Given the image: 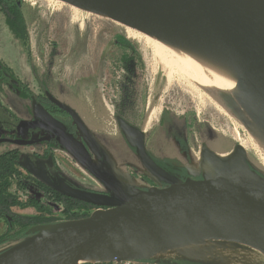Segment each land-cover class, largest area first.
<instances>
[{"label": "water", "instance_id": "1", "mask_svg": "<svg viewBox=\"0 0 264 264\" xmlns=\"http://www.w3.org/2000/svg\"><path fill=\"white\" fill-rule=\"evenodd\" d=\"M59 1L166 43L224 58L237 74L245 111L264 132V0ZM56 103L86 136L74 111ZM118 121L143 165L158 179L154 180L167 187L107 176L91 162L83 145L70 144L60 133L61 146L106 191H81L63 182L56 186L44 178L41 181L98 209L82 219L35 226L30 236L0 255V264H207L184 257L154 259L196 241H233L264 255V175L241 144L225 159L205 149L201 179L181 180L149 157L142 133ZM88 145L101 159L99 148L92 141Z\"/></svg>", "mask_w": 264, "mask_h": 264}, {"label": "rangeland", "instance_id": "2", "mask_svg": "<svg viewBox=\"0 0 264 264\" xmlns=\"http://www.w3.org/2000/svg\"><path fill=\"white\" fill-rule=\"evenodd\" d=\"M21 13L25 23L24 37L15 35L0 11V59L11 65L16 74L31 86L47 88L62 101L85 112L88 116L83 117L92 131L105 132L100 138L105 144L100 145L111 165L110 171L119 180L141 185L148 184L152 176L123 143L115 117L118 112L125 114L131 123L143 125L148 136L147 149L153 155L179 160L190 177L199 176L205 149L220 157L229 156L245 140V132L240 125L244 122L237 116L240 112L247 117L248 114L240 98L230 95L232 100H229L227 96H217L219 103L235 114V119L223 114L203 93L204 90H191L182 83L166 85L159 61L146 47L141 34L127 30L107 17L75 10L63 2L23 0ZM118 38L130 42L131 46L126 47L131 48L134 54L124 52L127 49L117 44ZM6 96L13 97L9 92ZM5 104L18 113V106H12L9 99ZM166 108L179 117L186 114L192 122L187 128L185 147L155 127ZM153 110H156V115L151 124L145 126L146 118ZM6 149L7 146H2L0 152ZM21 163L33 164L25 154L21 156ZM68 163L62 165L74 182L86 188L106 191L78 163ZM253 165L264 175L262 167ZM92 212L84 217L81 213L69 217L55 214L52 221L82 219ZM12 214L33 216L36 212L16 208ZM6 230L7 224L0 220V233ZM18 241L0 246V255L17 245ZM165 252L155 255L154 259L184 257L207 264H264L262 253L233 241H209L198 247L186 248L184 252Z\"/></svg>", "mask_w": 264, "mask_h": 264}, {"label": "flooded vegetation", "instance_id": "3", "mask_svg": "<svg viewBox=\"0 0 264 264\" xmlns=\"http://www.w3.org/2000/svg\"><path fill=\"white\" fill-rule=\"evenodd\" d=\"M22 1L19 0L21 10ZM125 48L127 50L124 52L131 53V48L124 46ZM6 92L11 93L13 97L6 96ZM6 99H9L12 106H18L16 107L18 113L12 111L5 104ZM56 101L74 111L85 126L86 136L80 131L74 118L62 109ZM85 114V112L82 113L80 110L56 97L47 88L38 89L31 86L30 83L24 81L16 74L11 65L0 59V147L7 146L6 150L0 152V159L2 162L8 159L15 161V174L13 178H8L4 168L0 166V220H3L7 224V230L4 233H0V237L10 235L13 236L12 238L17 239L21 234H25L24 230L26 229L41 224L55 223L52 221V216L55 214L69 217L75 216L76 213L78 216V213H81L84 217L89 211H95V209L91 208L92 205L67 197L41 181V178H44L56 186H59L60 182H63L70 188L81 191L105 193V191L90 189L77 184L67 176L62 165L65 162H69L68 165L77 162L61 146L59 142L60 133L63 138H68L70 144L83 145L90 155L91 162L97 167L102 168V171L107 176L115 177L112 171H110L111 165L105 158L100 145L105 144L100 141L101 135L105 134V132L100 134L92 131L83 117L88 116ZM115 117L123 143L127 144L130 151L134 153L132 154L139 160L136 148L130 145L124 131L119 125V118L142 133L147 154L167 173L181 180H185L187 177L194 180L201 179L200 176L190 177L186 175L185 167L179 160L158 158L153 155L147 149L148 136L147 132L143 130V125L141 127L131 123L126 118V115L121 112L116 113ZM191 125L192 122L186 114L179 117L169 108H166L155 124V127L159 132L164 133L166 137L172 138L174 142L185 147L187 144V128H190ZM91 141L99 148L101 159H97L94 152L89 148L88 144H91ZM24 154L33 162L32 165H23L21 163V156ZM29 169L34 170V173H31ZM83 170L92 179L102 185L90 172L84 168ZM150 175L152 176V180L148 181L149 185L158 188L167 187L164 182L155 181L157 178L151 173ZM144 179L147 178L145 177ZM9 195L15 196V198L9 201L1 199L9 197ZM24 204L27 205L23 206ZM16 208L20 210L32 209L36 212V215H14L12 213ZM76 219L80 218L76 217ZM69 220L74 219L71 218Z\"/></svg>", "mask_w": 264, "mask_h": 264}, {"label": "bare ground", "instance_id": "4", "mask_svg": "<svg viewBox=\"0 0 264 264\" xmlns=\"http://www.w3.org/2000/svg\"><path fill=\"white\" fill-rule=\"evenodd\" d=\"M48 1L57 4L61 3L59 0ZM74 9L77 10L75 7ZM125 28H127V30L131 29L128 27ZM133 31L141 34L146 47L158 59L160 69L163 72L162 80L164 79V81H166V85L170 86L182 83L186 84L191 90H196L198 92L204 90L205 92L203 93L223 114L230 118H235V114L225 109L221 105L222 103L220 104L217 99V96L219 95H222L223 97L227 96L229 100L231 99L230 95H234L237 98L242 97L237 86V74L229 62L215 54L169 44L138 31ZM155 111L156 110L149 112L146 118L145 126H149L151 124L156 115ZM238 115L240 118L237 116V119L239 121L241 119L244 122H241L240 125L243 127L245 132V140L240 142L241 146L244 148L248 159L253 164L264 169V132L248 118L249 116L247 117L241 112ZM221 158L225 159L228 158V156ZM204 243V241H196L187 245L175 247L173 250L184 252V249L186 248L198 247Z\"/></svg>", "mask_w": 264, "mask_h": 264}, {"label": "trees", "instance_id": "5", "mask_svg": "<svg viewBox=\"0 0 264 264\" xmlns=\"http://www.w3.org/2000/svg\"><path fill=\"white\" fill-rule=\"evenodd\" d=\"M0 11L5 15L6 20L9 24V27L11 30L17 35L18 37H24L25 36V23L24 19L21 13L19 0H0ZM117 44L124 46L131 45L130 42L123 38L117 39ZM14 159V157H13ZM5 160V159H3ZM14 160H5L1 161L0 159V166L4 168L5 173L7 174L8 178H13L15 172H14ZM186 173V170H185ZM188 175V174H186ZM188 178V177H187ZM9 180V179H8ZM10 183V182H9ZM15 196L9 195V197H3L1 199H5L6 201L14 199ZM23 204V203H22ZM27 204H24L23 206H26ZM91 208L97 210L98 208L92 206ZM34 228V227H32ZM32 228L26 229L24 235H20L17 239L12 238L13 236H3L0 237V246L5 245L9 242L16 241V240H22L30 236ZM162 264H175V263H162Z\"/></svg>", "mask_w": 264, "mask_h": 264}, {"label": "built area", "instance_id": "6", "mask_svg": "<svg viewBox=\"0 0 264 264\" xmlns=\"http://www.w3.org/2000/svg\"><path fill=\"white\" fill-rule=\"evenodd\" d=\"M86 264V263H83ZM114 264H118V263H114ZM120 264H135V263H131V262H124V263H120Z\"/></svg>", "mask_w": 264, "mask_h": 264}]
</instances>
